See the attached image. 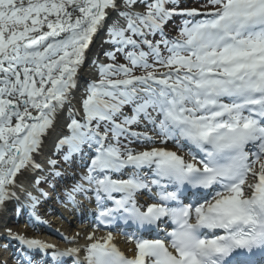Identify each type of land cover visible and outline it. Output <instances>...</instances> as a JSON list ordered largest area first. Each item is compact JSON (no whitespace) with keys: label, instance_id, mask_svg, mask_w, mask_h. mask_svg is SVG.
<instances>
[{"label":"snow or ice","instance_id":"1","mask_svg":"<svg viewBox=\"0 0 264 264\" xmlns=\"http://www.w3.org/2000/svg\"><path fill=\"white\" fill-rule=\"evenodd\" d=\"M194 2L0 0L11 264H264V0ZM56 202L94 203L92 231L56 230L60 246L9 226H48L40 210Z\"/></svg>","mask_w":264,"mask_h":264},{"label":"bare ground","instance_id":"2","mask_svg":"<svg viewBox=\"0 0 264 264\" xmlns=\"http://www.w3.org/2000/svg\"><path fill=\"white\" fill-rule=\"evenodd\" d=\"M99 39L97 40V37L94 39L93 47H92V51L89 50L87 52V59L84 63V66L81 67L80 71H79V83L81 86L84 85V83L86 81L92 80L97 78L96 77V72L95 69L92 67V61L96 58V54L99 52H95L101 49V40L100 39L102 37V33L100 35H98ZM102 52V49H101ZM78 94V93H77ZM58 131V130H57ZM56 132L52 133V138L54 139L56 136ZM144 200L146 199V197L143 198ZM85 206V204H84ZM83 206V207H84ZM52 209L54 207H51ZM82 208V207H81ZM68 209L66 210L64 208V212L63 213H52L50 215V225L55 228L56 230H59L60 233H63L65 236L71 237L74 236L76 233H80L82 236L85 235L87 232L92 231L93 226L89 223V221L84 217L83 215V211L86 210L85 209ZM57 210V209H54ZM77 215H80L81 219L78 220ZM72 216H74V218H72ZM25 217V216H24ZM74 219L76 220V222L73 224V222H71V220ZM9 226L13 227L16 231L29 235L31 233H28L27 229L25 228V224L24 222L22 223L21 221H16L15 217H12L11 214H9ZM42 232L46 233V232H56L54 229H51L50 227L45 226L44 228L41 229ZM39 232L38 234H36L35 236L42 239L44 234ZM105 232L99 231L98 234L103 235ZM30 236V235H29ZM116 236V235H115ZM60 245L64 244V241L61 240V237L59 238ZM81 243H83L84 241L81 240ZM6 243L5 241H1L0 245ZM116 243L118 244V246L120 247V249H124L125 251H127L129 245L127 243H125L121 238H119V236H116ZM11 249L13 251H18L21 252L23 249L22 247H20V245L16 242V241H12L8 247V250ZM5 254V252L3 251L2 248H0V256H3Z\"/></svg>","mask_w":264,"mask_h":264},{"label":"rangeland","instance_id":"3","mask_svg":"<svg viewBox=\"0 0 264 264\" xmlns=\"http://www.w3.org/2000/svg\"><path fill=\"white\" fill-rule=\"evenodd\" d=\"M180 1V0H179ZM182 1V0H181ZM183 4V7H185V6H190L191 4L189 3V2H183L182 3ZM181 6V5H180ZM170 27H172V26H170ZM168 30H170V29H168ZM103 37H101L100 39H102Z\"/></svg>","mask_w":264,"mask_h":264}]
</instances>
